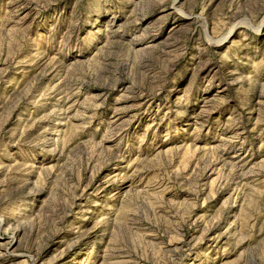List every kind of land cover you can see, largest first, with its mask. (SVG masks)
Returning a JSON list of instances; mask_svg holds the SVG:
<instances>
[{
	"label": "rangeland",
	"instance_id": "1",
	"mask_svg": "<svg viewBox=\"0 0 264 264\" xmlns=\"http://www.w3.org/2000/svg\"><path fill=\"white\" fill-rule=\"evenodd\" d=\"M0 264H264V0H0Z\"/></svg>",
	"mask_w": 264,
	"mask_h": 264
}]
</instances>
